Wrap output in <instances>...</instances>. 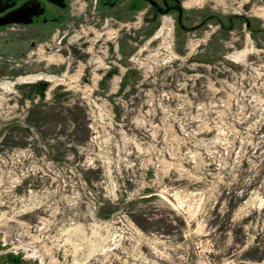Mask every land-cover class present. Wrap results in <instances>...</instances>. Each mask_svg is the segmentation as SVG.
<instances>
[{
    "label": "rangeland",
    "instance_id": "374dc122",
    "mask_svg": "<svg viewBox=\"0 0 264 264\" xmlns=\"http://www.w3.org/2000/svg\"><path fill=\"white\" fill-rule=\"evenodd\" d=\"M220 1L121 21L119 67L66 86L8 65L0 264H264V0Z\"/></svg>",
    "mask_w": 264,
    "mask_h": 264
},
{
    "label": "flooded vegetation",
    "instance_id": "af4514ba",
    "mask_svg": "<svg viewBox=\"0 0 264 264\" xmlns=\"http://www.w3.org/2000/svg\"><path fill=\"white\" fill-rule=\"evenodd\" d=\"M195 1L215 3V0H0V76L6 74L8 65L12 64L15 65L11 69L18 72L64 70L69 73V79L57 78L60 83L55 86H66L71 82V73L83 65L87 72L106 68L97 65L98 58L101 66L107 60L104 53L112 59V63L106 61L112 65L107 69L115 71L119 67L121 21L129 25L141 21L143 38L149 37L152 26L167 15L173 16V23L182 34L197 32L206 21L188 25L184 6V3ZM216 3L225 2L216 0ZM209 19L214 18H206ZM221 26L224 27L223 24ZM114 28L116 34L107 35L115 33ZM98 29L101 32L95 33ZM14 49L16 51L12 52ZM7 51L13 54L14 59L7 57ZM39 54L43 57L38 58ZM48 57L60 59V62L50 64ZM47 83L41 85L46 86Z\"/></svg>",
    "mask_w": 264,
    "mask_h": 264
},
{
    "label": "bare ground",
    "instance_id": "6f19581e",
    "mask_svg": "<svg viewBox=\"0 0 264 264\" xmlns=\"http://www.w3.org/2000/svg\"><path fill=\"white\" fill-rule=\"evenodd\" d=\"M187 4H188V3H187ZM187 4H186V5H187ZM35 79H36V78H33L32 81H34ZM37 79H38V78H37ZM32 81H30V82H32Z\"/></svg>",
    "mask_w": 264,
    "mask_h": 264
}]
</instances>
